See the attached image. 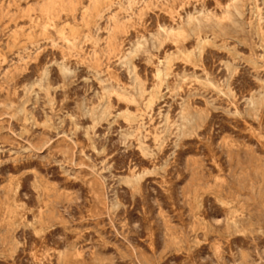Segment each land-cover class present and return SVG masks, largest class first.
<instances>
[{"label": "rangeland", "instance_id": "obj_1", "mask_svg": "<svg viewBox=\"0 0 264 264\" xmlns=\"http://www.w3.org/2000/svg\"><path fill=\"white\" fill-rule=\"evenodd\" d=\"M0 264H264V0H0Z\"/></svg>", "mask_w": 264, "mask_h": 264}]
</instances>
